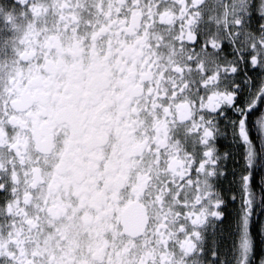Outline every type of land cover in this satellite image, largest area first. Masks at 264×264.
Here are the masks:
<instances>
[{"label": "snow or ice", "instance_id": "1", "mask_svg": "<svg viewBox=\"0 0 264 264\" xmlns=\"http://www.w3.org/2000/svg\"><path fill=\"white\" fill-rule=\"evenodd\" d=\"M0 264H264V0H0Z\"/></svg>", "mask_w": 264, "mask_h": 264}]
</instances>
